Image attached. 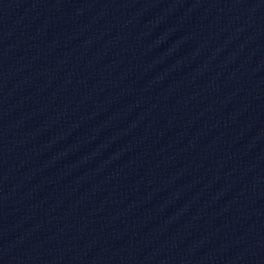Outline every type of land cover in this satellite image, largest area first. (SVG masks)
<instances>
[{
  "label": "water",
  "instance_id": "95a60500",
  "mask_svg": "<svg viewBox=\"0 0 264 264\" xmlns=\"http://www.w3.org/2000/svg\"><path fill=\"white\" fill-rule=\"evenodd\" d=\"M0 264H264V0H0Z\"/></svg>",
  "mask_w": 264,
  "mask_h": 264
}]
</instances>
